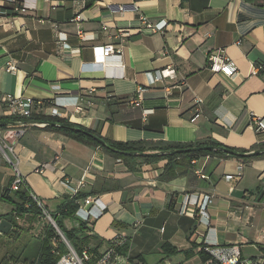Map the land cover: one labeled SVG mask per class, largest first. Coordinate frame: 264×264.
Masks as SVG:
<instances>
[{
  "label": "crops",
  "instance_id": "obj_1",
  "mask_svg": "<svg viewBox=\"0 0 264 264\" xmlns=\"http://www.w3.org/2000/svg\"><path fill=\"white\" fill-rule=\"evenodd\" d=\"M19 2L26 11L0 1L9 15L0 26L1 94L45 100L44 114H52L57 96H78L81 109L62 107L60 116L112 141L161 147L216 140L246 152L264 144V126L259 129L254 118L264 125V0ZM141 15L152 22L165 19L167 26L140 30ZM107 43L121 50L99 60L95 47ZM218 48L234 60V75L210 68L208 53ZM10 60L17 70H6ZM166 66L173 74L152 83L151 76ZM195 98L204 101L194 119ZM9 130L0 127L8 148L0 151V220L13 215V226L4 234L7 240L0 233V264H36L41 249L27 258L5 241L23 233L43 243L47 230L44 216L33 210L18 214L16 203L3 197L10 189L15 199L11 185L18 175L22 189L59 215L87 174L77 212L91 214L87 226L98 239L89 248L94 254L91 247L99 245L104 253L112 240L125 237L121 264H134L130 258L139 264H204L199 246L205 240L237 245L245 257L264 255V156L243 160L214 153L195 163L178 157L175 166L163 157L117 158L45 125H29L19 139L8 137ZM43 164L48 165L40 172ZM239 172L240 179H226ZM194 193L212 195L208 223L200 222ZM86 197L94 199L86 204ZM77 212L63 218L68 229L82 219ZM164 243L176 252L165 254Z\"/></svg>",
  "mask_w": 264,
  "mask_h": 264
},
{
  "label": "built area",
  "instance_id": "obj_2",
  "mask_svg": "<svg viewBox=\"0 0 264 264\" xmlns=\"http://www.w3.org/2000/svg\"><path fill=\"white\" fill-rule=\"evenodd\" d=\"M1 1V0H0ZM12 3H14V10L16 12H24L27 10V4L24 2L20 3L19 0H7ZM121 9H125L126 6L122 5L120 6ZM6 11L2 9V5L0 3V26L4 24V17H6L8 14H5ZM9 16V15H8ZM142 20V26L140 27V30H144L147 32H157L162 31L167 26V20L162 19L158 21H150L145 15L140 16ZM56 29V35L58 38V42L62 44L63 48L67 47L66 41H64V36L60 30H57V26H54ZM96 53L99 60H102L103 58L107 57L110 54H117V52H120V48H116L114 43H107L103 46H96ZM208 62L210 68L214 72H223L226 75H234L237 72V66L234 62V60L227 54L225 48H218L215 50H212L208 53ZM264 68V64L261 66ZM18 69V64L14 60H10L7 63L6 70L7 71H14ZM174 72V69L172 66H166L164 68H161L156 71V74L151 76V82L154 83L156 81L163 80L166 76L172 75ZM143 88H140V91H142ZM74 98V99H73ZM73 99V100H69ZM79 101V97H68V96H57L53 101V111L52 115H61L60 109L62 107H66L69 105H77ZM202 98H195V108L196 113L195 117H199L201 113V105L203 104ZM134 103H139V100L134 98ZM45 100L42 99H34V98H18L14 96L11 93H0V116H11L15 117L18 124H20V128L16 129H10L8 131V137L13 136H22L25 133L26 126L28 125H47V122H39V121H30L27 120L29 117H31L34 113L42 112L45 108ZM77 108L81 109L79 105H77ZM146 111H153L146 110ZM256 123L259 125V129L263 128V119L259 117H254ZM3 150L5 153L6 151L0 144V151ZM193 163L197 161V159L192 160ZM48 164H43V166L39 169L40 172H44L45 169L43 167H46ZM240 168H243V164H240ZM201 177H208L205 173L198 171ZM86 178L87 174H84L79 182V187L74 189L75 193L79 191L81 187H83L86 184ZM241 178V173L237 174H226V179L228 181L238 180ZM24 181L23 179L18 175L15 180L13 181L11 185V190H19ZM65 186L68 188H72L71 181L69 179H66L64 181ZM192 196H194L192 198ZM192 196H190L189 199H193V203L198 208V215L200 216V222H203V219H205V223H208L209 212L208 207L209 204L212 202L213 198L210 194H196L194 193ZM37 199L36 197H34ZM93 197H86L84 202L86 204H90L93 200ZM97 201V200H95ZM40 203V202H39ZM41 206V203H40ZM44 210V214H47L50 221L52 220V214H50L43 206H41ZM82 208L77 212L82 219L88 220L90 217V213L86 212V214L81 213ZM58 232L61 234L63 240L68 246V252L63 254L58 264H121L120 259L122 258V255L117 253V248L125 246L127 239L125 237H118L111 241L109 248L104 252L101 256L94 255L89 247H84L81 251H77L72 244L69 242V240L66 238V236L63 234V232L60 230V228L56 227ZM197 233H200L199 229L196 230ZM199 249H203L205 252H207L210 257L205 262V264H264V255H260L257 257H245L243 255L242 249L237 245H227V244H212L205 240L204 245L202 247H199ZM20 264V263H19Z\"/></svg>",
  "mask_w": 264,
  "mask_h": 264
},
{
  "label": "trees",
  "instance_id": "obj_3",
  "mask_svg": "<svg viewBox=\"0 0 264 264\" xmlns=\"http://www.w3.org/2000/svg\"><path fill=\"white\" fill-rule=\"evenodd\" d=\"M16 120L15 117L11 116H0V127L7 128L8 122ZM27 120L30 121H39V122H47L48 124L46 127L50 130H55L58 132H62L80 142L96 145L103 148L106 152L114 155L117 158H129V157H143L147 160H152L156 158H168L169 163L175 161L178 157L189 159L190 161L193 159H199L203 155L207 154H220L222 156H234L239 157L243 160H248L251 158L261 157L264 156V152L259 154H251L246 156H235L228 154L225 151H222L223 147H229L225 144H222L216 140H210L208 142H201V143H174V144H167L161 147H148L142 141H112L109 139H105L107 143L113 147V149L107 148L102 145V143L95 138L94 135H98L99 137L103 138L98 132L84 127L82 125H77L70 122L67 118L52 115V114H44L43 112L34 113L31 117ZM202 145H212L215 149L211 150H197V151H176L177 149H187L194 146H202ZM264 148V144L260 146ZM260 148V149H261ZM159 150L162 152L160 155H151V156H143V152L148 151H155ZM123 151H132L135 154H125ZM246 152V150H242ZM176 166L175 163L172 162ZM10 189H6L3 197L7 200H11L16 203L17 208L16 211L18 214L23 213L25 211L33 210L36 214L44 216L43 208L38 204L37 200L33 198L28 188L19 190H15V199L9 195ZM81 193H77L75 197L68 200V202L64 205L61 209L59 215L52 214L53 218L56 220L58 227L63 231L66 238L72 244V246L77 250L81 251L84 247H90L93 240L98 239V237L90 232V229L87 226V220L79 219L78 226H74L71 229L65 227L63 223V218L65 217H75L76 212L79 208L78 200L83 197ZM26 203L28 206H25ZM21 211V212H20ZM99 245L92 246L91 249L96 256H101L103 253L99 251ZM163 252L167 255H172L176 252V249H169L168 243H164L162 245ZM264 249V248H263ZM68 252V246L63 240L61 234L58 232L56 227L48 222L47 223V230L46 234L43 238L42 248L40 256L36 262V264H58L60 257ZM126 252L125 246L118 247L117 253L122 255ZM201 253L202 260L205 262L209 259L210 255L205 252L203 249L199 250ZM141 259V257L139 258ZM129 261L133 262L134 264H139L134 259L130 258Z\"/></svg>",
  "mask_w": 264,
  "mask_h": 264
},
{
  "label": "water",
  "instance_id": "obj_4",
  "mask_svg": "<svg viewBox=\"0 0 264 264\" xmlns=\"http://www.w3.org/2000/svg\"><path fill=\"white\" fill-rule=\"evenodd\" d=\"M11 124L12 125H17L18 122L16 120L8 122V125H11ZM94 136H95V138L97 140H99L102 143L103 146H105L107 148H110V149H113V147H111L104 138H101L98 135H94ZM211 149H215V147L212 146V145H202V146L190 147V148H187V149H177L176 151L181 152V151H184V150L197 151V150H211ZM222 151H225L228 154L235 155V156H246V155L259 154L261 152H264V148L263 149H258V150H253V151H249V152H243V151H240V150L233 149L231 147H223ZM123 152L125 154H130V155L135 154V152H132V151H123ZM161 153L162 152H160V151L143 152L142 155L151 156V155H160ZM12 220H13V215H7V216H5L4 218H2L0 220V233L7 234V233L10 232V230H11V228L13 226ZM51 223L55 227H58V225L56 223V220L53 217H52Z\"/></svg>",
  "mask_w": 264,
  "mask_h": 264
},
{
  "label": "rangeland",
  "instance_id": "obj_5",
  "mask_svg": "<svg viewBox=\"0 0 264 264\" xmlns=\"http://www.w3.org/2000/svg\"><path fill=\"white\" fill-rule=\"evenodd\" d=\"M20 127H21L20 124H17V125H12L11 124V125H8L6 129H16V128H20ZM26 127H29V125L26 126ZM3 136L4 135L0 133V144L2 145V147L4 148V150L7 153L8 152V148H6L4 146V143H2ZM13 137L16 138V139L17 138L19 139L21 136H15L13 134ZM44 218H45V220H43V221L45 223L46 222H50L51 223V221H50L49 217L47 216V214L44 215ZM1 236H2L1 238L3 240H7L5 238L6 235L2 234ZM17 238H18V240H16V241H14V240L10 241L9 240V241H5V243L8 245L9 248L13 247L15 249V251H17V253H20L24 257H27V258H31V257H34V256L39 254L40 249H41V245H42V239H40L39 237L31 236L30 234H23V233H20V236L17 237ZM203 245H201L199 247H202ZM200 264H202V263H200Z\"/></svg>",
  "mask_w": 264,
  "mask_h": 264
}]
</instances>
